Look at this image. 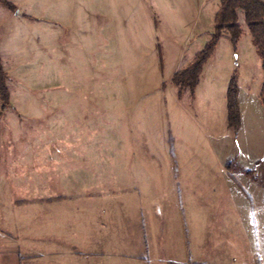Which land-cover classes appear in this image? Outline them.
<instances>
[{"label": "rangeland", "instance_id": "obj_1", "mask_svg": "<svg viewBox=\"0 0 264 264\" xmlns=\"http://www.w3.org/2000/svg\"><path fill=\"white\" fill-rule=\"evenodd\" d=\"M10 1L15 12L0 4V52L11 91L2 115L0 103V249L27 252L29 241L41 248L44 224L56 217L55 205L40 200L58 196L66 204L89 195L130 199L140 215L164 219L180 217L181 209L188 215L207 199L210 213L264 218V72L243 10L239 41L224 32L192 91L171 78L211 38L221 0ZM234 74L237 141L227 114ZM227 162L259 164L254 179L234 172L252 203L227 176ZM248 222L255 230L256 221ZM157 223L161 230L172 224ZM168 235L180 244L177 231ZM247 260L235 264H256L250 253Z\"/></svg>", "mask_w": 264, "mask_h": 264}, {"label": "crops", "instance_id": "obj_2", "mask_svg": "<svg viewBox=\"0 0 264 264\" xmlns=\"http://www.w3.org/2000/svg\"><path fill=\"white\" fill-rule=\"evenodd\" d=\"M189 3L195 5V0H189ZM169 132L172 133L170 130ZM172 135L174 136L173 133ZM174 139L175 157L172 158L169 145L168 153L173 163L172 170L177 175L179 162L175 136ZM227 163V176L252 203L251 195L236 179L234 172H241L254 179L257 176L253 174L255 170L258 172L259 164L253 169L240 165L231 169ZM241 168L250 170L251 173L246 174ZM152 179L151 182L156 180ZM144 180L145 178H142V181ZM159 182H162V177ZM176 194L179 204L183 207L180 187L177 188ZM66 199L43 203L55 205L52 212L56 222L53 219L48 228L44 224L41 248L29 246L32 241L27 243V252L18 248L12 250L2 247L0 264H153V260L156 264H235L241 258L248 261L249 253L252 262H263L259 257L260 252L264 250V218L261 214L210 213L206 208L210 201L205 199L204 202L198 203L197 207L191 208L188 215L181 209L180 217L177 214H168L164 219L162 215H140L136 204L126 198L124 200L89 195V198L77 199L67 204ZM69 203L72 207L66 206ZM164 220L172 224L161 230L163 223L159 225L157 221ZM249 220L256 221L255 230L251 228L253 225L249 224ZM130 231L135 232V239L131 237ZM174 231L181 236L180 244H175L168 235ZM236 234H242L244 239L233 237L237 236ZM66 240L72 246H67ZM133 242L136 244L132 245ZM135 247L137 249H134ZM168 250H174L176 255L173 258L167 257L164 252ZM152 253L155 254L153 259L150 256Z\"/></svg>", "mask_w": 264, "mask_h": 264}, {"label": "trees", "instance_id": "obj_3", "mask_svg": "<svg viewBox=\"0 0 264 264\" xmlns=\"http://www.w3.org/2000/svg\"><path fill=\"white\" fill-rule=\"evenodd\" d=\"M0 4L12 12L16 11V5L10 0H0ZM243 10L248 28L252 34L254 44L261 58L262 69L264 72V0H221V5L214 16V32L211 38L205 43L204 47L197 53L195 59L185 68L176 71L171 83L180 88L189 87L192 91L198 86L200 75L204 64L208 61L215 51L219 39L227 31L231 41L236 44L241 35L242 27L239 23L238 11ZM163 61V60H162ZM9 74L5 70L1 52H0V103L1 115L11 106V91L8 84ZM260 101L264 110V80L260 90ZM227 114L228 123L235 131V139L241 124L240 104L238 101V83L237 75L231 78L227 94ZM237 141V139H236ZM174 136L169 132L168 145L172 158L175 157ZM176 163V162H174ZM229 168L234 169L236 166L233 162H228ZM250 174V170H244ZM65 198L64 196L50 197L40 200L43 203H51L56 200ZM24 203V202H23Z\"/></svg>", "mask_w": 264, "mask_h": 264}]
</instances>
